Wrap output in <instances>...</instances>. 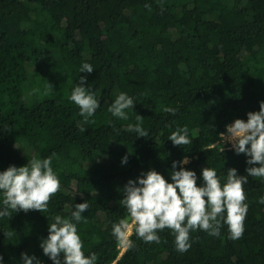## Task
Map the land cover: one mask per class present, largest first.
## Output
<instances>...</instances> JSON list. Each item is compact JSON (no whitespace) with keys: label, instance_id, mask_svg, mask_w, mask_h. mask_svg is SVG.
Segmentation results:
<instances>
[{"label":"trees","instance_id":"1","mask_svg":"<svg viewBox=\"0 0 264 264\" xmlns=\"http://www.w3.org/2000/svg\"><path fill=\"white\" fill-rule=\"evenodd\" d=\"M85 62L91 74L80 72ZM80 76L100 102L87 119L70 100ZM121 92L135 103L127 120L108 111ZM262 101L264 0H0V172L52 157L61 182L46 211L0 217L3 264H23L21 253L53 264L40 247L49 223L85 201L77 228L96 264H264V178L244 186L240 239L229 238L227 225L219 237L196 230L181 253L170 229L158 231L160 243H145L133 224L135 247L120 255L112 234L114 223L130 220L123 189L143 172L171 182L173 162L187 157L183 167L196 172L198 186L205 167L222 183L228 169L246 175V155L214 145ZM137 115L147 137L129 130ZM184 126L192 143L175 146L169 136Z\"/></svg>","mask_w":264,"mask_h":264},{"label":"clouds","instance_id":"2","mask_svg":"<svg viewBox=\"0 0 264 264\" xmlns=\"http://www.w3.org/2000/svg\"><path fill=\"white\" fill-rule=\"evenodd\" d=\"M93 71L90 63L81 65V73L91 74ZM86 83L87 77L80 76L79 83L70 95V100L79 107L80 115L85 119L94 116L100 107L95 94L84 86ZM51 87L53 86L49 83V88ZM134 107L133 98L121 92L108 111L114 117L127 120L126 110ZM164 111L175 114V109L170 107ZM143 119L144 117L137 115V123L128 126L139 137L148 136V132L142 127ZM220 138L223 143H230L236 154L248 157L246 163L250 167L246 168V175H238L237 169L231 168L227 170L226 182L222 183L215 169L205 167L201 171L203 185L198 186L196 172L183 167L190 162L185 157L182 161L173 162L171 182L154 169L141 173L135 180H128L120 203L134 222V231L138 238L145 243H160L158 231L170 229L175 236L176 250L184 253L191 247L192 231L202 230L219 237L221 228L227 225L230 239L242 237L248 213L244 186L249 177L264 178V101L260 102L259 111L247 113L246 121L238 118L226 125V132L220 133ZM168 140L175 146L192 143L187 126L178 127ZM122 163H127V155ZM178 164L181 166L176 170ZM51 165L52 157L33 156L25 166L13 165L0 172L3 205L0 208V217L10 216L13 211L47 210L51 198L61 187L60 179ZM258 202L264 204V196ZM88 209L89 204L85 201L75 204L70 218L60 215L52 218L48 226V236L42 240L40 247L53 264H96L97 255L94 252L85 255L84 243L77 228V224L84 219L82 213ZM129 226V219L122 218L112 228L118 246L124 249L135 247L129 235ZM4 234L10 239L14 232ZM21 259L23 264H41L37 257L27 253H21ZM0 264H3L2 255Z\"/></svg>","mask_w":264,"mask_h":264},{"label":"built area","instance_id":"3","mask_svg":"<svg viewBox=\"0 0 264 264\" xmlns=\"http://www.w3.org/2000/svg\"><path fill=\"white\" fill-rule=\"evenodd\" d=\"M214 146H218L220 150H233L230 143L227 142L223 143L221 139L218 142H216Z\"/></svg>","mask_w":264,"mask_h":264},{"label":"rangeland","instance_id":"4","mask_svg":"<svg viewBox=\"0 0 264 264\" xmlns=\"http://www.w3.org/2000/svg\"><path fill=\"white\" fill-rule=\"evenodd\" d=\"M129 221H130V226H129L128 231H129V235H130V234H131V230H132V226H133L134 223H132L131 219H130ZM124 251H125V249L120 247V255H121Z\"/></svg>","mask_w":264,"mask_h":264}]
</instances>
